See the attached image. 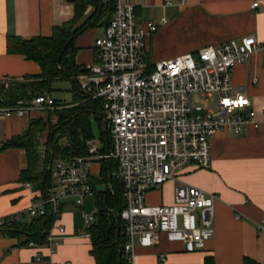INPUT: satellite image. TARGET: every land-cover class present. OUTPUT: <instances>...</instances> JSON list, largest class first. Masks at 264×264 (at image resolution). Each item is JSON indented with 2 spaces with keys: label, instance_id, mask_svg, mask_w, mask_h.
Returning <instances> with one entry per match:
<instances>
[{
  "label": "built area",
  "instance_id": "built-area-1",
  "mask_svg": "<svg viewBox=\"0 0 264 264\" xmlns=\"http://www.w3.org/2000/svg\"><path fill=\"white\" fill-rule=\"evenodd\" d=\"M256 6L253 3L251 8ZM112 14L103 36L93 41L94 63L87 67L81 86L101 103L105 141L91 136L84 143V155L53 159L50 175L55 190L26 210L0 218V231L25 218L51 217L55 222L63 200L72 199L78 206L93 196L92 164L109 161L116 167L111 177L120 184L124 201L117 213L123 224L121 251L126 264L133 263L136 246L150 248L162 238L180 242L187 252L204 250L213 235L217 194L179 184L171 204L149 206L146 196L177 179L187 166L210 169V141L218 133L239 135L259 129L262 121L245 91L233 85L232 69L254 53L264 54V42L251 35L151 64L145 41L166 20L138 26L134 6L121 0H114ZM195 96L213 99L214 104H197ZM64 107L56 105L49 94L31 95L12 106L1 105L0 120H31L36 114ZM24 186L30 188L29 183ZM93 221L91 215L84 218L87 238H91ZM56 230L62 235L65 229L56 226ZM41 234L42 243L28 241L25 246H46L52 251L60 246L61 238L53 235L52 228Z\"/></svg>",
  "mask_w": 264,
  "mask_h": 264
},
{
  "label": "crops",
  "instance_id": "crops-1",
  "mask_svg": "<svg viewBox=\"0 0 264 264\" xmlns=\"http://www.w3.org/2000/svg\"><path fill=\"white\" fill-rule=\"evenodd\" d=\"M77 1L80 0L72 3L65 0H0V80L9 79L15 83L24 81L27 76L40 75L37 63L7 52V39L50 37L54 27L73 19ZM121 1L134 6L138 26L147 21L166 20L145 41L146 58L151 64L195 53L207 45L219 46L251 35L264 42V0H168V5L164 4L167 0ZM253 3L257 6L252 9ZM113 8L114 0H97L96 5L88 4L74 26L75 29L83 26L73 40L78 75L53 81L49 94L56 105L66 106L63 109L93 99L91 91L81 89L85 82L82 77L87 74V67L94 63L93 41L103 36ZM232 70L233 85L245 91L262 121L259 129H249L239 135L228 131L215 135L210 141V169L185 167L177 179L166 182L158 190L161 198L153 204H171L174 188L179 184L217 194L212 238L204 250L198 252H187L180 242L165 238L150 248L136 246L132 264H205L206 257H210L214 264H243L244 258L264 264V54L254 53L248 61ZM255 78L257 81L253 82ZM66 80L71 83L72 101L56 100L51 95L55 91L53 84ZM78 96L82 102H75ZM99 105L97 113L89 115L90 128L91 120L95 121L99 133L96 137L105 141L102 120L100 118L99 122L96 118ZM49 114H36L31 120H0V218L26 210L55 190L53 180L47 195L41 190L32 192L30 183V188L25 187V183L19 180L21 171L27 167L24 150L3 148L7 141L21 136L32 120L46 124ZM42 135V148H46L48 134L43 131ZM93 165L97 168L95 172ZM105 165L106 162L92 164V197L78 206L72 199L63 200L59 207L60 216L55 222L51 217H40L48 220L53 235L61 238L60 246L53 251L46 246L28 248L25 243L29 239L25 234L10 235L0 231V264H96L91 253V238L84 236V218L91 215L94 217L92 227L97 224L99 194L108 189L106 183L105 188L98 183ZM165 194L168 195L163 199ZM87 205L93 211L88 213ZM111 211L112 207L108 209L107 216H114ZM30 220L25 218L20 222ZM258 224L262 225L261 228ZM56 226L65 229L62 235L58 234Z\"/></svg>",
  "mask_w": 264,
  "mask_h": 264
},
{
  "label": "trees",
  "instance_id": "trees-1",
  "mask_svg": "<svg viewBox=\"0 0 264 264\" xmlns=\"http://www.w3.org/2000/svg\"><path fill=\"white\" fill-rule=\"evenodd\" d=\"M97 0H80L74 5V17L72 20L63 23L58 27H54L50 37H34L24 40L19 37L7 39L6 47L9 54H19L27 61H34L40 67L39 76L24 77V81L9 83L7 85L0 83V106H12L18 99L30 97L31 95H39L51 92V83L61 78H73L78 75L79 68L75 63L74 54L75 46L73 45L74 37L83 29L74 28L76 22L83 16L88 4L96 5ZM114 9V8H113ZM108 24V23H107ZM81 98V97H80ZM99 100L91 99L79 103L75 107L69 109H61L56 111L54 115L57 124L52 127L48 136L46 150L41 154L36 141L37 133L43 131L44 125L39 120H32L25 132L7 141L3 148H20L24 150L26 156L27 167L21 171L19 180L24 183H30L33 186L40 185L42 177L49 167L50 158L84 155L86 148L84 143L91 138L90 113H97V105ZM101 104V103H100ZM100 122V118L96 117ZM66 130L70 134V142L60 146L59 140L63 131ZM106 135V134H105ZM106 170L107 166L103 168ZM114 170V163L111 162V171ZM43 194L47 195V191L52 186L50 171L44 178ZM107 190L99 194L97 224L90 229V237L92 241L91 253L95 258L96 264H126L123 254L119 257L118 248L115 245L116 221L114 216H107L108 209L120 211L123 208V198L121 186L115 180L108 184L106 180ZM111 211V212H113ZM49 221L44 218H34L30 221L13 223L10 228L2 230L10 235L23 233L29 239L37 243L44 241L42 230L49 229ZM120 250L124 244L123 224L121 223L119 233ZM27 241V242H28ZM205 264H214L210 257L204 259ZM243 264H260L249 258L243 259Z\"/></svg>",
  "mask_w": 264,
  "mask_h": 264
},
{
  "label": "rangeland",
  "instance_id": "rangeland-1",
  "mask_svg": "<svg viewBox=\"0 0 264 264\" xmlns=\"http://www.w3.org/2000/svg\"><path fill=\"white\" fill-rule=\"evenodd\" d=\"M53 89L55 90L54 92L51 93V95L53 96V98H55L56 100H62V101H65V102H69V101H72V93H71V83L70 81L66 80V81H60L59 83H55L53 84ZM46 94H50L49 93H46ZM75 102H82V98H80L78 96V98L75 100ZM194 102L197 103V104H201V105H207L208 107H212V105L214 104V100L213 99H208V100H205V99H199L198 96H195L194 97ZM51 114H49L48 116V122L46 124H43L44 125V133H50L51 130H52V127L54 125L57 124V119H56V116H53V114L55 113L54 112H50ZM43 131H39L36 135V141L38 142V146H39V150L42 151V153L45 152V147L42 148L43 146V143L41 144V138L43 140V135H42V132ZM91 131L92 133H94L95 136H99V133H98V128H97V125L95 123V121L91 120ZM42 136V137H41ZM49 136V134L47 135ZM48 140V139H47ZM47 140L45 141V143L47 144ZM58 142H60V146L64 145L66 143L65 139H62L59 140ZM94 166V165H93ZM92 166V167H93ZM116 167L114 166V170ZM96 166H94L92 168L93 172L96 171ZM100 177H101V180H99L98 183H100L101 185H103L105 188V183H106V180H107V176H106V170H102L101 174H100ZM168 194H165L162 198H166ZM161 198L160 196V193L159 191H155L153 190L152 192H149L146 196V204L149 205V206H152L153 204H156L157 200H159ZM159 205H164V204H159ZM88 213L93 211L92 210V207H90V205H87V210H86Z\"/></svg>",
  "mask_w": 264,
  "mask_h": 264
},
{
  "label": "water",
  "instance_id": "water-1",
  "mask_svg": "<svg viewBox=\"0 0 264 264\" xmlns=\"http://www.w3.org/2000/svg\"><path fill=\"white\" fill-rule=\"evenodd\" d=\"M65 1H67L69 3H72L74 0H65ZM82 71H84V69H82ZM98 117L101 118L102 124L104 125L103 111H102L101 105H99ZM61 138L62 139H66L67 142H70V134H69V132L66 131V130H64L63 131V134L60 137V139ZM52 160H53V154H52V156L50 158V163H49L50 165L47 168L45 174L43 175L42 181H41L40 185L33 186L32 192L33 191L35 192V191H38V190H42L43 189V183H44V180H45L44 178H45V175L47 174V172L50 171V169H51V165H52L51 162H52ZM106 164H107V182H108V184H110L112 182V177H111V162L106 161ZM113 215H114V219L116 221V231H115V235H114L115 236V241L114 242H115L116 247L118 248L119 257H120L121 254H122V251L120 250V242H119V238H120L119 233H120V228H121V221H119V217H118L117 211H113ZM117 264H120V262H118Z\"/></svg>",
  "mask_w": 264,
  "mask_h": 264
}]
</instances>
